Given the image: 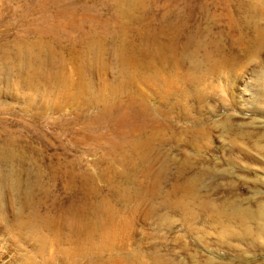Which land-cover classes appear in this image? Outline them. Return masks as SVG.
<instances>
[{
  "label": "rangeland",
  "instance_id": "obj_1",
  "mask_svg": "<svg viewBox=\"0 0 264 264\" xmlns=\"http://www.w3.org/2000/svg\"><path fill=\"white\" fill-rule=\"evenodd\" d=\"M0 264H264V0H0Z\"/></svg>",
  "mask_w": 264,
  "mask_h": 264
},
{
  "label": "bare ground",
  "instance_id": "obj_2",
  "mask_svg": "<svg viewBox=\"0 0 264 264\" xmlns=\"http://www.w3.org/2000/svg\"><path fill=\"white\" fill-rule=\"evenodd\" d=\"M34 70H35V69H34ZM37 71H38V70H37ZM31 76H34V75H31ZM33 80H34V79H33ZM36 227H37V226H36ZM39 233H40V232H39ZM37 234H38V232H37ZM37 234H36V235H37ZM39 235H40V234H39ZM39 235H38V236H39Z\"/></svg>",
  "mask_w": 264,
  "mask_h": 264
}]
</instances>
